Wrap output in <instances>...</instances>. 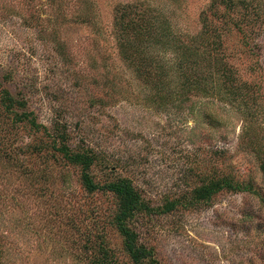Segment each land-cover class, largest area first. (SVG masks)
<instances>
[{
  "label": "rangeland",
  "instance_id": "1",
  "mask_svg": "<svg viewBox=\"0 0 264 264\" xmlns=\"http://www.w3.org/2000/svg\"><path fill=\"white\" fill-rule=\"evenodd\" d=\"M211 1L0 0V81L22 93L42 127L1 113L9 134L0 131V264H92L101 241L132 264L112 225L113 196L88 194L80 169L51 149L56 122L71 149L84 142L104 153L107 162L91 169L97 183L130 177L155 206L214 173L250 182L252 191L138 216L133 228L160 264H264V0H243L247 8L229 0L214 14ZM119 13L124 22L144 13L154 37L157 15L197 36L180 50L183 74L210 71V95L188 98L183 89L160 104L120 57ZM215 27L220 48L209 46ZM224 63L237 76L230 96L220 87Z\"/></svg>",
  "mask_w": 264,
  "mask_h": 264
},
{
  "label": "trees",
  "instance_id": "2",
  "mask_svg": "<svg viewBox=\"0 0 264 264\" xmlns=\"http://www.w3.org/2000/svg\"><path fill=\"white\" fill-rule=\"evenodd\" d=\"M231 2V1H230ZM229 0H212L210 10L214 14L218 5L228 6ZM243 8L248 4L244 1L238 3ZM235 8V7H234ZM203 15V13H202ZM128 14L119 13L115 16L114 27L115 35L119 45V54L123 62L131 68L135 78L150 91H156L160 104L176 102L181 90L185 89V97L208 93L207 83L213 79L214 75L210 71L199 73L193 76L184 75L185 56L180 53L181 49L192 46L197 36L188 37L187 35L177 34L166 18L157 15L161 27L160 32L155 37L149 33V20L144 19V13H137L135 18L124 22ZM225 15H222V19ZM226 21H223L225 25ZM226 26H223L225 30ZM220 29L215 27L213 34V47L220 48ZM133 36V37H132ZM139 40L137 41V38ZM184 38V39H183ZM217 43V45H216ZM222 44V42H221ZM171 52L172 58L168 57ZM212 51H207L210 56ZM235 71L225 66L219 78L220 87L225 88L230 94L237 93L239 87L235 88L234 80L237 81ZM184 75V76H182ZM234 77V78H233ZM181 78V79H180ZM216 79L213 81L215 82ZM244 86V84H243ZM248 87V86H246ZM211 88V87H210ZM103 107V104L100 105ZM0 120L1 116L9 118L13 124H24L31 130L37 132L41 127L35 118L34 113L27 109V102L22 93L15 95L2 86L0 81ZM2 113V115H1ZM7 125L0 121V131L5 134ZM53 134H48L51 138L50 147L54 152L61 155V159L80 169V182L83 189L88 193L94 192L110 193L116 201V211L113 216L112 225L123 238V250L132 264H160L154 257L152 249L147 248L140 242L138 234L133 228V221L138 216H151L155 214H170L178 208L185 206L193 207L210 202L221 192H240L252 191V184L239 183L226 175L214 173L209 179H202L200 185H196L190 191L184 190L164 200L158 206L152 205V201L146 199L130 177L118 176L114 180L103 184L97 183L91 173L94 165L105 164L107 158L101 151H96L92 147L85 145L84 142L77 146L75 150L68 146L70 135L67 128L62 123L56 122L53 126ZM40 131V130H39ZM38 131V132H39ZM4 140H7L4 138ZM32 151H37L39 146L30 147ZM260 168L264 171V162ZM264 207V200L262 201ZM98 254L91 259L92 264H125L122 263L115 253L107 247L104 241L98 244Z\"/></svg>",
  "mask_w": 264,
  "mask_h": 264
}]
</instances>
